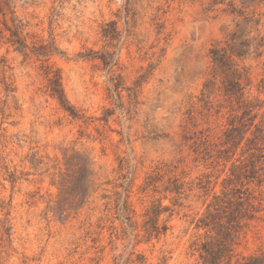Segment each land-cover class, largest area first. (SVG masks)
Returning a JSON list of instances; mask_svg holds the SVG:
<instances>
[{
    "label": "rangeland",
    "instance_id": "1",
    "mask_svg": "<svg viewBox=\"0 0 264 264\" xmlns=\"http://www.w3.org/2000/svg\"><path fill=\"white\" fill-rule=\"evenodd\" d=\"M0 264H264V0H0Z\"/></svg>",
    "mask_w": 264,
    "mask_h": 264
}]
</instances>
